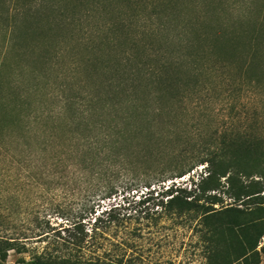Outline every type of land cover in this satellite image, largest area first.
I'll return each mask as SVG.
<instances>
[{
	"label": "rangeland",
	"instance_id": "374dc122",
	"mask_svg": "<svg viewBox=\"0 0 264 264\" xmlns=\"http://www.w3.org/2000/svg\"><path fill=\"white\" fill-rule=\"evenodd\" d=\"M57 1L64 6V13H49L51 22H55L50 25L52 29L47 30V19L39 20L38 31L47 30L45 36L33 32L32 22L24 19L28 17L23 18L22 14L15 17L13 28L19 38L18 46L10 41L13 30L9 22L14 18V7L33 12L45 1L0 0V75L5 86L13 81L25 86L35 82L53 85L65 76L84 81L88 79L83 69L88 58L121 66L125 61V57L121 58L123 51L129 50L135 52L133 63L151 66L168 61L181 65L187 73L182 75L183 79L190 73L191 82L185 87L184 96L177 100L156 91L143 78L134 107L126 106L119 112L99 107L83 123V129L95 132L113 130L110 125L115 121L125 127H141L142 131L128 139L122 149L128 162L125 168L117 164L113 170L102 168L97 174L79 161L80 156H65L57 161L52 149L42 151L36 145L26 150L28 155L21 162L1 161L0 228L9 236L25 240L29 246L20 254L11 250L7 263L14 264L19 256L29 258L43 251L58 259L80 262L208 264L210 250L224 247L228 235L214 229V225L205 224L199 209L178 214L166 208L167 196L162 193L172 182L189 189L191 178L198 180L200 173L204 175L205 165H196L190 172L174 178H170L168 171L167 175L149 180L147 187L136 180L144 169L152 171L162 166L170 169L178 161L190 160L200 150L201 142L205 144L222 131L233 133L240 127H250L264 136V125L256 124L262 120L264 123V95L244 90V75H238L235 64L224 69L221 51L212 47L217 46L215 38L221 33L259 24L262 0H173L171 9L164 11L156 6L152 11L146 7L139 15H132L123 4L113 9L111 6L107 11H87L84 4L78 3L72 10L71 0ZM111 22H116L115 26ZM28 24L31 25L26 31ZM71 59L81 67L72 75L67 67ZM41 69L44 73L35 78ZM234 82H241L242 89L234 90ZM31 99L37 109L51 104L41 92ZM124 112L130 116L118 118ZM60 135L63 139V133ZM260 180L263 184L264 179ZM109 185L114 186L113 193L102 197L105 193L99 190ZM224 190L223 187L211 192L219 196L213 205L216 210L228 205L245 208L243 199L234 201ZM197 194L203 201L204 196L198 191L192 195ZM261 200L264 197L253 196L246 207L251 211L244 213V217L256 218L252 211L256 208L255 201ZM109 210L112 221L106 213ZM97 217L101 219L93 224ZM73 221H80L87 234L80 248L62 242V238L68 239L64 228ZM262 244L264 236L258 248ZM230 264L244 263L235 259ZM259 264H264L263 254Z\"/></svg>",
	"mask_w": 264,
	"mask_h": 264
},
{
	"label": "trees",
	"instance_id": "16d2710c",
	"mask_svg": "<svg viewBox=\"0 0 264 264\" xmlns=\"http://www.w3.org/2000/svg\"><path fill=\"white\" fill-rule=\"evenodd\" d=\"M44 1L33 12L25 8L21 9L17 5L14 7V18L11 24L9 22L13 30L10 34V41L14 45L20 46L18 35L13 28L16 25L15 17L19 14H22L23 18L28 17L24 18L26 22H32L34 33L45 36L47 30L52 29L50 25L55 24L53 20L51 22L49 13H64V6L60 1ZM71 1L72 10L80 3L84 4L87 11L94 9L107 11L111 6L113 9V6L123 4L130 9L132 15H139V11L145 10L146 7H151L154 11L158 6L166 11L174 5L173 0L167 2L159 0ZM29 17L33 19L29 20ZM41 17L48 20L47 30L43 28L42 31H38ZM261 17L259 24H250L245 29L239 27L238 30L221 33L215 38L217 46L216 44L212 46L213 49L215 47L221 51V63L224 69L229 64H235L238 75L240 77L244 75L242 80L244 90L247 89L257 95H264V0H262ZM31 24L25 26L24 29L27 31ZM115 24L116 22H111L110 25L115 26ZM113 41L115 38L112 43ZM133 44L136 46V42ZM89 47L94 49L93 46ZM123 52L121 58L125 57V61L121 66L120 63L115 65L106 62L107 60L98 61L88 58L83 68L88 79L84 81H73L65 76L58 84L53 85L49 82H45L46 84L35 82L25 86L13 81L5 86L0 75V162L3 160L21 162L28 155L26 150L36 145L42 151L52 149L57 161L65 156H80L79 161L97 174L102 171V168L113 170L118 165L121 169L125 168L128 162L124 160L126 154L122 149L128 139L135 138L142 131L141 127L134 125L125 127L115 121L113 125H110L113 130L108 128L109 130L95 132V129H83V123H87L89 116L96 114L99 107L109 111L116 110V112L126 106L134 107L135 100L139 98L138 92L143 78H147V83L156 88V91L180 100L184 96L185 87L191 82V76L189 73L187 79H183L182 75L187 73L182 70L181 65L168 61H160L151 66L143 62L133 63L132 58L135 52L130 50ZM76 64V61L71 59L67 66L71 75L81 68ZM43 73L41 69L35 78L39 79ZM196 84L197 79L194 80L193 85L196 86ZM234 85V90L242 89L241 82ZM46 86L50 87L46 89ZM38 92L43 94L46 101L50 100L51 104L46 103L47 106L44 104L43 108L37 109L31 97L36 96ZM117 116L120 119H126L130 115L124 112ZM256 124L259 127L264 125L263 120ZM68 132L70 133L67 134ZM62 133L65 140L61 138ZM62 141H66L67 144H63ZM199 149L190 160L178 161L174 168L169 169L162 166L152 171L144 169L141 178H137V183L142 182L147 187L150 186L149 180L167 175L168 171H170V178H174L190 172L196 165H205L204 175L200 173L198 180L191 178L189 189L172 182L162 191L167 196L166 208L175 210L178 214L199 209L205 224L214 225V229H220L228 235L224 247H214L210 250L208 264H230L235 259L242 260L244 264H259L261 254L264 255V244L258 248L260 239L264 236V200L255 201L256 208L252 213H255L256 218H246L244 213L251 211L246 207L253 196L264 197L262 194L264 183L262 184L260 180L264 179V136L262 132L256 134L250 127H240L233 133L222 131L218 136H212L205 144L201 142ZM255 176L258 178L255 179ZM221 178H224L223 183ZM223 187L225 193L234 201L243 199L245 208L228 205L216 210L213 205L219 201V196L211 192H216ZM113 189L114 186L109 185L99 191L105 193L101 194L102 197H108L113 193ZM195 191L204 196H202L203 201H200V195H192ZM138 203L140 200L136 202ZM106 213L109 216L108 219L112 221L110 210ZM100 219V217L95 218L93 224ZM2 224L3 221H0V227ZM64 229L68 232V239L62 238V242L80 248L87 235L84 225L80 221H73ZM6 233L0 228V264H8L7 257L11 250L20 254L29 249L25 240ZM43 248L46 247L43 246ZM14 264L120 263L109 260L80 262L71 258L58 259L42 251L32 254L29 258L19 256Z\"/></svg>",
	"mask_w": 264,
	"mask_h": 264
}]
</instances>
